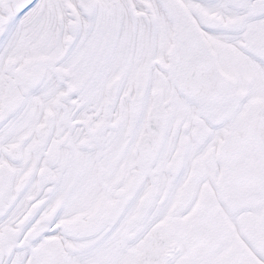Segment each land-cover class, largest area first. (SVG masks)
Wrapping results in <instances>:
<instances>
[{
    "label": "snow or ice",
    "instance_id": "1",
    "mask_svg": "<svg viewBox=\"0 0 264 264\" xmlns=\"http://www.w3.org/2000/svg\"><path fill=\"white\" fill-rule=\"evenodd\" d=\"M0 264H264V0H0Z\"/></svg>",
    "mask_w": 264,
    "mask_h": 264
}]
</instances>
